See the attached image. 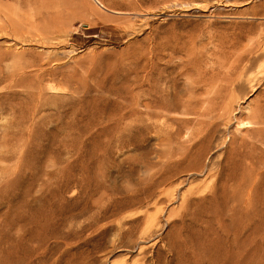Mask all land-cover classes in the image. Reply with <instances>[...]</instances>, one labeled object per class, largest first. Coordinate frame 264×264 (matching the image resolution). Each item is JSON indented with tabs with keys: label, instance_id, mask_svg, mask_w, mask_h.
<instances>
[{
	"label": "rangeland",
	"instance_id": "374dc122",
	"mask_svg": "<svg viewBox=\"0 0 264 264\" xmlns=\"http://www.w3.org/2000/svg\"><path fill=\"white\" fill-rule=\"evenodd\" d=\"M172 254L264 264V0H0V264Z\"/></svg>",
	"mask_w": 264,
	"mask_h": 264
},
{
	"label": "bare ground",
	"instance_id": "6f19581e",
	"mask_svg": "<svg viewBox=\"0 0 264 264\" xmlns=\"http://www.w3.org/2000/svg\"><path fill=\"white\" fill-rule=\"evenodd\" d=\"M98 1V0H97ZM100 4L102 5V6H104L101 2H100ZM148 75H150V73L148 74ZM154 81V80H153ZM261 84V83H260ZM148 93H147V97H145V102L143 103V107L145 108V115L146 116H144V118L148 121V126H147V128L145 129V134L147 135V138L148 139H150L151 138V135H150V133H151V131H153V126L151 125V122H149L153 117H160V114H159V112H158V108H162V103H161V99H160V89H158L157 87L155 88L154 87V85L152 84V82H151V80L149 81V85H148ZM154 91H156L155 93H154ZM149 96H152V98H149ZM177 104V103H176ZM230 104V103H229ZM243 105L242 104H240L239 105V112H241L243 109ZM222 110H226V109H222ZM244 110H249V105H245V108H244ZM227 111V110H226ZM246 112V111H245ZM243 113V112H242ZM256 122H254V121H245V120H241V119H239V120H237V124H238V127H239V129H245V128H251V127H253L254 126V124H255ZM242 131V130H241ZM210 140H211V136L210 137H207L206 139H203V141L202 142H200V143H198V145H203L202 147H204V146H207L208 148L207 149H209V147L210 146H212L211 144H210ZM229 143V142H228ZM198 210H200V209H198ZM207 212V211H206ZM204 210H200L199 212H197V211H194V212H190L189 213V215L193 218V222L198 226V218H199V216H201L202 214H207ZM192 214V215H191ZM204 223H205V220L203 221ZM207 222H209V220L207 221ZM206 222V223H207ZM204 224L205 226H206V228H208L207 226V224ZM204 226V227H205ZM185 229H186V232L188 233V235H190V237L191 236H193V237H187L188 239H191V241L189 240L188 241V239L185 241V245H186V247L187 248H189V249H191V247L193 248L194 246H196V249L198 250V244H200L201 242H199V239H198V233L196 234V230H197V227L196 226H192V224L191 223H187L186 224V226H185ZM209 229V228H208ZM207 231H209V230H207ZM194 238H196V241L197 242H199V243H193L192 242V239H194ZM185 239V238H184ZM209 244V243H208ZM174 245H176V244H174ZM182 246H183V244H181ZM198 245V246H197ZM209 246V245H208ZM172 247H175L174 249H176V248H178L177 247V245L176 246H172ZM180 247V246H179ZM173 251V250H172ZM212 251H214V250H212ZM174 254V253H173ZM172 254V258H171V260H170V262L169 263H174V264H177L178 262V260H179V255H173ZM175 254H176V251H175ZM159 256V255H158ZM157 256V257H158ZM174 256V257H173ZM160 257H162V256H160ZM160 257H159V259H160ZM167 258H169V257H167ZM169 258V259H170ZM158 259V260H159ZM236 259V258H235ZM234 259V256H233V261H234V264H237L236 263V260ZM157 260V261H158ZM161 260V259H160ZM159 260V261H160ZM167 260V259H166ZM166 260H165V262H166ZM167 262H168V260H167ZM166 262V263H167ZM177 262V263H176Z\"/></svg>",
	"mask_w": 264,
	"mask_h": 264
}]
</instances>
